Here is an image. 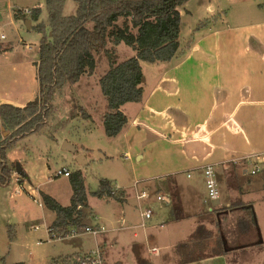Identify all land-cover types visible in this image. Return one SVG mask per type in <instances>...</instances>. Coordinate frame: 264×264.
<instances>
[{
    "label": "crops",
    "instance_id": "crops-1",
    "mask_svg": "<svg viewBox=\"0 0 264 264\" xmlns=\"http://www.w3.org/2000/svg\"><path fill=\"white\" fill-rule=\"evenodd\" d=\"M37 6L41 2L18 8ZM16 12L9 0L0 6V30L6 34L4 28H9L8 46L0 52V105L20 107L36 99L39 89L37 69L28 79L20 70L28 61L10 45L26 26ZM228 27L223 31L210 24L184 55L149 65L155 70L147 72L151 86L144 88L143 100L131 102L130 111V103L122 107L128 123L116 137L121 136V153L129 165L112 186L119 184L118 200L135 209H123L120 219L136 241L143 239L133 244L141 263L147 249L154 258L145 264H264V158L257 156L264 153V22ZM18 39L26 53L38 50ZM15 149L6 153L11 162L27 158ZM258 160L263 169L253 174ZM207 165L214 166L223 183L221 197L213 201L206 189ZM137 189L166 195L163 202H153L155 216L143 228L138 227L142 217ZM70 190L73 196L71 181ZM51 196L62 204L57 195ZM243 204L253 205L261 236L239 229ZM233 205L239 208L230 210ZM43 207L52 224L56 213ZM137 231L141 237L135 236ZM157 247L155 254L152 249Z\"/></svg>",
    "mask_w": 264,
    "mask_h": 264
},
{
    "label": "rangeland",
    "instance_id": "rangeland-1",
    "mask_svg": "<svg viewBox=\"0 0 264 264\" xmlns=\"http://www.w3.org/2000/svg\"><path fill=\"white\" fill-rule=\"evenodd\" d=\"M9 1L14 5L15 11L18 10V5L33 6L38 1L41 2L40 20L48 22L45 0ZM66 1L63 13L74 15L78 7L77 1ZM4 2L6 0H0V6ZM180 18H182L181 47L185 46L184 51H186L192 42L201 37V33L207 29L198 28L203 21L211 22L213 27H219L223 31H228V25L234 28L247 26L253 22H264V0H189L180 9ZM124 21L122 18L120 25H123ZM87 26L92 28L93 23L90 22ZM4 31L7 35L9 28L5 27ZM19 37L25 40V44L33 48L37 47L38 50L26 53L23 41L19 42ZM19 37L17 36L13 40L14 43L10 45H14L16 52L21 54V59L28 61L20 66V70L26 72L28 79H31L30 75L37 69L40 33L38 30L27 29L25 26L21 29ZM8 43V38H0V52L8 46ZM107 47H116L119 62L133 57L136 53L124 42L115 44L111 41ZM94 57L97 60L95 72L91 74L88 71L77 83H66L58 89L51 102L50 117L47 123L37 132L22 137L14 147L22 156L28 155L27 158H21L19 161L27 174L22 184L27 188L26 190L32 188L37 191L36 199H41V191H44L50 195H57L56 197L62 204H70L71 180L65 175L54 177V172L63 166H68L71 173L80 170L85 179V191L88 193V206L82 209L84 211L83 221L87 225L104 224L109 231L100 234L97 238L84 233L78 237H63L48 241L47 226L50 225L48 224L50 217L46 216L43 205L41 206L27 192L19 197L12 196L16 186L12 177L15 176L16 170L10 161L11 181L0 183V264H5V262L52 264L55 261L54 258L61 257L62 254L94 248L97 244L105 245L107 264H145L146 261L149 262L154 258L146 249L147 259L141 263L140 257L135 254L133 244L134 241L143 242V239L136 241L132 235L133 230L128 229L125 226L127 224L121 222L120 215L123 209L135 210L132 208L133 205L107 195L98 196L90 192L100 188L103 178L115 183L119 180L117 175L123 177V167L129 165L121 153V136L109 137L103 125V114L109 109L108 98L104 95L100 83L101 76L109 69L105 49L95 52ZM33 60H36L35 63ZM153 64L143 62L146 71L143 85L146 90H149L151 86L150 78L146 75L147 72L155 70L149 66ZM3 68L0 64L1 77ZM10 68L16 69L14 66ZM30 87L31 89L37 88V85L30 84ZM38 89L40 90L39 78ZM126 109L132 110V103L127 105ZM8 134V131L4 132L5 136ZM66 142L74 145L78 151L74 153L64 149ZM82 152L86 153L88 158L79 162L80 155H84ZM219 188L223 190L221 179H219ZM36 226L39 227L38 230L35 229Z\"/></svg>",
    "mask_w": 264,
    "mask_h": 264
},
{
    "label": "trees",
    "instance_id": "trees-1",
    "mask_svg": "<svg viewBox=\"0 0 264 264\" xmlns=\"http://www.w3.org/2000/svg\"><path fill=\"white\" fill-rule=\"evenodd\" d=\"M74 1L78 3L75 14L65 15L63 10L66 0H45L48 22L40 20V7L29 15L19 8L16 12L17 18L31 19L35 23L31 29L41 34L36 61L40 90L37 98L25 106L18 107L10 103L0 105L1 184L10 181L12 165L16 170V162L10 166L7 150L22 137L37 132L47 123L51 102L58 89L66 83H77L88 71L91 74L95 72V52L104 48L109 62L108 71L100 79L102 91L108 98L109 109L103 114V125L109 137H116L128 123L122 107L127 103L141 102L144 98L143 62H171L186 53L180 48V9L189 0ZM120 18L125 20L123 25L119 23ZM90 22L93 23L92 28L87 26ZM210 24L203 21L198 28H207ZM111 41L115 44L126 43L135 50V55L119 62L116 47H107ZM5 131L9 132L7 136L4 135ZM26 177L27 174L23 172L22 180ZM70 178L74 194L69 205L60 204L51 195L42 192L43 205L56 213L55 221L50 224L56 228L69 229L82 225V207L88 205L83 173L80 170L72 172ZM112 189V183L103 178L95 194L117 198ZM239 207L245 212L244 216L238 217L239 229L243 232L253 229L261 236L253 205L243 204ZM239 207L233 205L230 210ZM65 258L58 257L52 264H67Z\"/></svg>",
    "mask_w": 264,
    "mask_h": 264
},
{
    "label": "built area",
    "instance_id": "built-area-1",
    "mask_svg": "<svg viewBox=\"0 0 264 264\" xmlns=\"http://www.w3.org/2000/svg\"><path fill=\"white\" fill-rule=\"evenodd\" d=\"M25 14H31L35 8L31 7H23L20 8ZM0 38L5 39L6 34L0 30ZM26 47L28 49H31V45L26 44ZM127 157H129V154H126ZM259 158L263 157L264 158V153L258 154L257 155ZM262 160L256 161L254 164V167L252 168V173L256 174L260 172L263 168L261 166ZM204 170V175H205V183H206V189H208V199L210 201L217 200L221 197V189L219 188V178H218V173L217 170L214 168L213 165H207L203 168ZM55 175L54 177H60V175H65L67 177L71 176V170L67 168L66 166L61 167L59 170L54 172ZM15 176L12 177L14 182L16 183V186L14 188V191L12 192L13 197H19L24 194V192H27L31 194L37 202L42 206L43 201L41 199H36V190L30 189L26 190L27 188L22 184V178L21 175L17 173V171L14 172ZM121 187L119 184H116L113 186V195L118 196L121 194L122 191ZM137 198L139 201H141L140 204V209H141V223L138 225V227H145L148 222L153 220L155 216V209H153V202L154 201H159L163 202L166 200V195L157 192V193H152V191L148 189H137ZM143 201V203H142ZM162 226V225H161ZM137 227V228H138ZM35 229H39L38 226L35 227ZM47 240L52 241V240H57L61 239L63 237H78L80 234L88 233L93 235L94 237H98L102 233H106L109 231V229L106 228L104 224H96V225H86L82 224L80 226L76 227H71L69 229L65 228H56L52 225L47 226ZM136 237H141V232L137 231L135 233ZM41 243V241L39 242ZM152 251L157 254L159 252V248H153ZM67 264H107L106 262V253H105V248L104 246L96 245L94 248H91L86 251H81L80 253H75L72 255L66 256L64 259Z\"/></svg>",
    "mask_w": 264,
    "mask_h": 264
},
{
    "label": "water",
    "instance_id": "water-1",
    "mask_svg": "<svg viewBox=\"0 0 264 264\" xmlns=\"http://www.w3.org/2000/svg\"><path fill=\"white\" fill-rule=\"evenodd\" d=\"M26 21V26L28 29L31 28L32 26V21L28 18L25 20ZM7 133V132H6ZM64 149L70 150L72 152H77V148L74 145H71L70 143L66 142L63 146ZM83 155H80V159L79 162H83ZM16 171L18 174H20L22 176V173L24 172L23 168L21 167V164L19 162H17L16 164Z\"/></svg>",
    "mask_w": 264,
    "mask_h": 264
}]
</instances>
